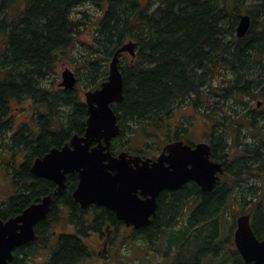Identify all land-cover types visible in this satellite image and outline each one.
<instances>
[{
  "label": "trees",
  "instance_id": "1",
  "mask_svg": "<svg viewBox=\"0 0 264 264\" xmlns=\"http://www.w3.org/2000/svg\"><path fill=\"white\" fill-rule=\"evenodd\" d=\"M86 4L99 13L92 42L84 49L88 59L80 58L81 79L78 76L73 89L53 90L46 84L48 77L56 75L58 63L87 28L72 13ZM244 13L251 24L245 37L238 38L236 27ZM128 41L135 43V59L127 62L120 56L123 101L112 109L121 132L111 150L129 151L131 140L157 139V134H162V142L169 141L172 132L174 139L188 143L186 134L197 116L203 133L199 137L211 144V158L224 163L225 180L210 193L189 184L170 192L167 211L171 214L180 206V197L191 193L199 204L194 203L195 217L184 228L211 227L204 222L218 213V228H225L224 223L230 228L234 220L227 222L222 214L234 207V200L243 207L241 214L250 213L254 235L264 239V128L253 129L250 144H228L230 113L225 116L223 110L231 109L232 102L240 115H255L253 125L264 123V117L256 116V106L246 112L255 101L264 102V0H151L147 5L139 0H0V168L12 187V194L0 199V219L52 197L46 219L35 226L37 240L15 249L12 264H23L22 254L32 256L46 248L49 231L57 222L55 207L62 202L52 195V182L31 173L32 163L52 148L62 147L72 135L83 134L87 111L78 90L81 85L83 93L99 88L106 80L109 60ZM25 102L32 107L31 118L16 126L13 107ZM188 108L190 115L182 118L190 119L189 128L181 123L180 132L179 124L170 120ZM233 147L236 155L228 160ZM70 178L61 193L70 191ZM61 196L73 211L68 221L76 232L57 237L48 264L77 262L85 255L88 231L100 227L98 221L91 225L86 220L73 199ZM214 224L216 230L217 220ZM189 235L193 238L197 233ZM180 249L188 250L189 258L201 259L207 253L203 264L225 261L226 253L219 255L222 249L206 242L182 244ZM236 264H244L238 256Z\"/></svg>",
  "mask_w": 264,
  "mask_h": 264
},
{
  "label": "water",
  "instance_id": "2",
  "mask_svg": "<svg viewBox=\"0 0 264 264\" xmlns=\"http://www.w3.org/2000/svg\"><path fill=\"white\" fill-rule=\"evenodd\" d=\"M249 15H241L236 28L238 38H243L250 27ZM135 56V44L129 41L122 45L109 63L107 80L99 89L84 94L88 110L85 134L73 136L61 148H53L42 158L36 159L31 173L54 182L57 190L64 188L65 176L77 173L79 183L73 193L74 201L82 209L95 205L111 210L126 225L147 226L153 198L163 190H176L189 181L201 186L204 192L212 191L223 173L221 164L209 160L210 148L198 144L191 148L182 142L166 145L153 162L139 156L121 153L112 157L109 147L120 129L110 106L123 101L122 76L118 67V55ZM58 84L71 89L76 79L71 70L61 73ZM96 143V145L90 146ZM167 151V154L165 152ZM152 198L139 200L137 193ZM56 192V191H55ZM51 196L31 204L20 214L6 220L0 219V264H11L12 251L37 237L34 226L46 218ZM237 251L246 263L264 264V240H258L250 226V215L236 219L234 233Z\"/></svg>",
  "mask_w": 264,
  "mask_h": 264
},
{
  "label": "flooded vegetation",
  "instance_id": "3",
  "mask_svg": "<svg viewBox=\"0 0 264 264\" xmlns=\"http://www.w3.org/2000/svg\"><path fill=\"white\" fill-rule=\"evenodd\" d=\"M83 135L84 132L80 136ZM174 135V133H169L171 139L167 141L166 144L181 140L174 139ZM94 145L96 144H93V146ZM191 147L193 148L194 144H191ZM110 153L112 157H115L113 151L110 150ZM160 153L161 151L159 154ZM146 158H149L152 162L157 156L145 157V159ZM68 176H71L69 180L71 184L70 191L67 194L61 193V191L65 189L64 188L56 194L57 196H60L59 200L62 201L55 207V212L58 214L57 221L60 219L59 215L61 213L63 214V218H69L73 214L70 206L64 202L61 195L73 199L72 195L78 186L79 179L77 173L69 174L67 177ZM52 183L54 192L57 190V186L54 182ZM187 184L197 186L199 190L203 192L197 183L190 181ZM183 186L179 189L183 188ZM172 191L174 190H163L159 192L154 198L155 207L146 208L148 212L151 210L154 211L153 213L149 212L148 218L150 222L147 227L126 226L122 221L118 220L114 212L106 208H97V206L90 205L86 210H81L83 216L91 225L98 221L100 227L88 231V236L85 240L92 237H95L96 239L92 241L90 245L84 244L85 255L80 257L74 264H79L83 260V262L92 260L95 256L96 259L89 264H203L204 262L202 259H197V257L189 258L191 253L188 250L180 249L182 244H190L191 246L200 245L202 230L198 228H184L189 224V219L195 217L194 210L196 205H194V203L196 201L198 202V200H196L193 195H187L184 198L180 197L178 202L180 206L170 214L167 211L170 205L167 199L168 196H170L169 193ZM160 193H165V195L161 196ZM137 195L141 200H151L142 196L140 192H138ZM50 209L47 212V215L50 212ZM164 210L168 213H163ZM68 226L71 227L70 230L72 232L60 233L59 235L75 234V228L70 224ZM193 232H196L197 235L192 238L189 234ZM234 233V224L233 227L230 228L217 229V233L211 238V245L218 251L219 249H222L219 255H224L225 253L226 255L225 261L219 259L213 262V264H236L237 256L242 263L249 264L244 262L236 250ZM59 235H54V237L57 238ZM129 239H131L132 244L127 243ZM52 247L53 245L47 244L46 248L42 250V252H47V258L41 264L49 263ZM14 250L13 257L15 256ZM114 251H116L115 260H113ZM21 256L24 260L23 264H26L25 262L31 258L30 256H24L23 254Z\"/></svg>",
  "mask_w": 264,
  "mask_h": 264
},
{
  "label": "rangeland",
  "instance_id": "4",
  "mask_svg": "<svg viewBox=\"0 0 264 264\" xmlns=\"http://www.w3.org/2000/svg\"><path fill=\"white\" fill-rule=\"evenodd\" d=\"M149 1L151 0H139L140 4H148ZM98 13L99 11L89 5H83L81 7H78L75 9V11L72 13V17H80L82 18L86 24H87V28L80 34V36H78L75 40H74V44L71 46V48L69 49V51H66V54L64 57H62V60L58 63V67L56 70V75H53L51 77H48L46 84L54 89H61L58 87V84L62 81L61 78V73L64 71L65 68H68L69 70L73 71L75 74L78 72L77 77L79 76V74L83 73V70L81 72H79V67L82 68L83 64H81L82 62H84L85 60H87L88 58L85 57L84 55V49L86 45H89L92 42V39L94 37V32H95V26H96V21H97V17H98ZM246 14V13H244ZM125 60L128 61H133L135 58L132 59V57L128 54V53H123ZM135 57V56H134ZM81 58V61H80ZM112 58V57H111ZM108 67V66H107ZM107 77V76H106ZM79 78L81 79V76H79ZM83 85L80 86L78 93L79 96L81 97L82 100H84V96H83V92H81V90L83 89ZM260 104L258 106V112L256 114V116H262L264 117V102L262 100H259ZM231 106V109H228L227 107H225L223 110L225 111V116L227 115V112H229V120L232 122L231 125L226 129V133L228 134V142L231 145H247L252 143L253 141V137H255V130H253L256 126L258 127H263L264 128V123L263 124H254L253 125V116H255L254 114H251L247 117H245L244 119L241 120V118L244 115H240L241 112H238L237 110H233L235 103H229ZM256 104V101L253 103L252 107L247 106L249 108H247L246 112H250V110H252L254 108V105ZM262 104V105H261ZM14 112L15 115L13 116L15 118V124L16 126H19L21 124H24L26 122L29 121V119L31 118L32 115V107L30 106L29 102H25L23 105H14ZM19 108H21V110H19ZM243 111V110H242ZM190 108H188V111L185 109V111L181 112L179 111L178 113H175L174 118L171 119L170 121H173L172 125H177L178 129L180 132L183 131L182 128H180V124L182 123V126H184L185 124H187V128H189L188 123L190 121L189 118H182V115L185 116L186 114L190 115ZM172 118V117H171ZM245 120H250L245 121ZM180 122V123H179ZM201 123L200 120L197 116H194L193 122L191 127L188 129L187 131V140L191 141L190 139L196 140V141H192V142H201L203 141L199 136L202 137L203 133H202V129H201ZM174 130V128H173ZM190 138V139H189ZM163 136L162 134H157V139L154 138H150V139H143V138H136L130 141V148L132 152L134 153H139L142 154L146 157H149V155H152L156 150H151V151H145L146 149L150 150L151 148H161L165 142H162ZM236 139V140H235ZM127 139H124V142ZM198 140V141H197ZM159 145V146H157ZM235 147V146H234ZM234 147L230 150V155L228 160H231L234 158V156L236 155V148L234 149ZM238 147V146H237ZM140 151V152H138ZM149 154V155H146ZM231 158V159H230ZM219 161V160H217ZM220 163H223L222 161H219ZM223 169H225L224 167V163H223ZM12 194V187H11V181L9 179V177H7L5 175V173L3 172V170L0 168V199H5L8 196H10ZM197 202V201H196ZM232 204L234 207L230 208V216H232L233 214H235V216H238L240 214V212L243 210L242 206L236 205L234 200H231ZM197 204H199V202H197ZM62 213H61V218L59 221H57L54 226L51 227L50 231H49V241L48 244H54L56 239L52 238L54 235L60 234V233H71L72 231L70 230V226H68V219L66 218H62ZM220 214L218 213V215L214 216L212 215L210 219H207L205 223V225H209L211 227H203L201 228L202 230V237H201V242L200 245H203L204 242L211 244L210 242V236L213 234L217 233V229H218V221L220 219H216V217H219ZM217 220V229L214 230V221ZM203 223V222H200ZM203 223V224H204ZM55 233V234H53ZM86 239V238H85ZM84 239V244L86 245H90L92 241H94L96 238L92 237L89 238L87 240ZM128 244H132L131 239H129L127 241ZM38 254V253H37ZM32 255L31 258L28 260V264H41L45 261V259L47 258V252H41L40 256L39 255ZM116 258V251L113 252V260H115ZM96 259V256L94 259L92 260H87L86 262L81 261L79 264H89L90 262L94 261ZM201 259L203 262H205L207 260V253H202L201 255ZM97 264V263H95ZM103 264V263H102Z\"/></svg>",
  "mask_w": 264,
  "mask_h": 264
},
{
  "label": "bare ground",
  "instance_id": "5",
  "mask_svg": "<svg viewBox=\"0 0 264 264\" xmlns=\"http://www.w3.org/2000/svg\"><path fill=\"white\" fill-rule=\"evenodd\" d=\"M236 50V49H235ZM257 50V49H256ZM238 56H240L239 54H237ZM235 57V56H234ZM236 59V58H235ZM239 63V62H238ZM238 68V67H237ZM10 126H11V124H10ZM6 128H8V127H6ZM10 128V127H9ZM7 132V131H6ZM4 134V133H3ZM2 140H3V138H2ZM1 141V140H0ZM3 142V141H2ZM10 146V145H9ZM1 148V147H0ZM10 149V148H9ZM4 150V149H3ZM2 152V151H1ZM6 153H7V151H6ZM237 169V168H236ZM239 169V168H238ZM234 171H236V170H234ZM238 171V170H237ZM233 174V173H232ZM192 189V188H191ZM194 189V188H193ZM197 192V191H196ZM195 194V193H194ZM189 195H191V193H189ZM188 195V196H189ZM198 195V194H197ZM196 195V196H197ZM197 200V199H196ZM80 223V222H79ZM82 223H80V225H81ZM81 227V226H80Z\"/></svg>",
  "mask_w": 264,
  "mask_h": 264
}]
</instances>
